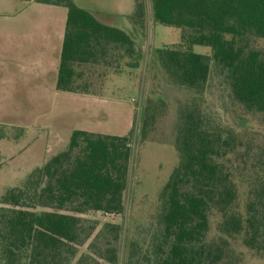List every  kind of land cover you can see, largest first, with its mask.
I'll list each match as a JSON object with an SVG mask.
<instances>
[{"label": "trees", "instance_id": "obj_1", "mask_svg": "<svg viewBox=\"0 0 264 264\" xmlns=\"http://www.w3.org/2000/svg\"><path fill=\"white\" fill-rule=\"evenodd\" d=\"M39 1L67 8L58 91L102 96L110 71L120 70L126 58L127 66L140 65L137 40L127 31L74 0ZM142 6L134 21L143 20ZM152 10L155 22L181 30L179 43L158 50L176 84L202 94L216 72L235 101L264 112V47L256 46L264 39V0H152ZM195 45L211 47L212 54L196 53ZM199 106L180 112L179 164L161 193L162 230L153 245V264H234L228 238L239 235L247 248L264 256V169L239 167L250 171L241 211L239 186L223 162L234 152L233 138L212 127ZM153 117L147 112L143 133ZM133 139L134 127L126 135L74 129L66 148L9 188L0 199L1 264H85L84 257L74 260L76 247L96 228L86 229L85 215L124 211ZM217 212L222 236L210 239V218ZM106 226L117 240L120 226ZM107 252L95 255L115 264L116 248ZM89 255L96 259L88 253V260Z\"/></svg>", "mask_w": 264, "mask_h": 264}, {"label": "rangeland", "instance_id": "obj_2", "mask_svg": "<svg viewBox=\"0 0 264 264\" xmlns=\"http://www.w3.org/2000/svg\"><path fill=\"white\" fill-rule=\"evenodd\" d=\"M74 1L93 11L102 21L135 37L142 56L140 65L131 68L126 65V58L120 70L110 71L101 97L57 90L38 92L34 90L39 87L37 83L18 88L0 84V199L9 188L21 185L35 168L66 148L73 128L126 135L134 127L124 211L118 215L88 212L85 227L96 228H92V235L84 244L76 247L74 260L84 257L85 264H105L98 255L107 254L108 248L115 247V264H153V245L162 230L161 193L179 164L176 140L181 110L200 105L212 127L232 136L234 152L223 162L234 173L240 190L238 207L243 212L250 171L239 167L249 168L254 164L264 169V112L249 111L235 101L230 88L216 72L202 94L176 84L161 63L158 50L179 43L181 30L154 21L152 0ZM30 3L33 0H0V20L19 16L23 13L21 9ZM138 6L144 8L145 16L137 22L132 17ZM256 46L263 48L264 39H258ZM194 51L212 54L211 47L204 45H195ZM85 98H89L88 102H84ZM147 112L154 117L143 133ZM23 119L31 120L32 128L21 126L19 120ZM239 154H244L243 159ZM210 220L209 238L219 239L222 218L217 212ZM109 223L120 226L117 240L110 227H105ZM228 239L234 264H264V256L247 248L242 235ZM88 253L96 259H90L89 255L88 260Z\"/></svg>", "mask_w": 264, "mask_h": 264}, {"label": "crops", "instance_id": "obj_3", "mask_svg": "<svg viewBox=\"0 0 264 264\" xmlns=\"http://www.w3.org/2000/svg\"><path fill=\"white\" fill-rule=\"evenodd\" d=\"M33 2L28 5L29 8L27 6L22 8L23 13L19 16L15 14L13 18L0 20V84L18 88L21 85L37 83L39 87H35L34 90L52 92L57 90L56 79L65 34L67 8L39 0ZM35 98L37 101L40 100L38 96ZM88 99L85 98L84 102H88ZM19 121L25 129L32 128V125L29 126L31 120Z\"/></svg>", "mask_w": 264, "mask_h": 264}, {"label": "built area", "instance_id": "obj_4", "mask_svg": "<svg viewBox=\"0 0 264 264\" xmlns=\"http://www.w3.org/2000/svg\"><path fill=\"white\" fill-rule=\"evenodd\" d=\"M133 101H137L135 98L132 99Z\"/></svg>", "mask_w": 264, "mask_h": 264}]
</instances>
